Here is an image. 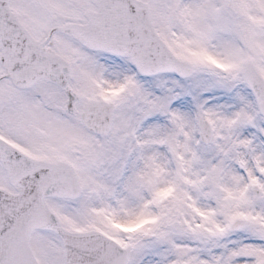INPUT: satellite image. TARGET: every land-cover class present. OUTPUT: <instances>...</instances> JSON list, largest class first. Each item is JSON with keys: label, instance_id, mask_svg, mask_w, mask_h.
<instances>
[{"label": "snow or ice", "instance_id": "snow-or-ice-1", "mask_svg": "<svg viewBox=\"0 0 264 264\" xmlns=\"http://www.w3.org/2000/svg\"><path fill=\"white\" fill-rule=\"evenodd\" d=\"M0 264H264V0H0Z\"/></svg>", "mask_w": 264, "mask_h": 264}]
</instances>
